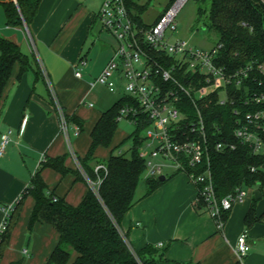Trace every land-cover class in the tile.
<instances>
[{"label":"crops","instance_id":"0c3cea01","mask_svg":"<svg viewBox=\"0 0 264 264\" xmlns=\"http://www.w3.org/2000/svg\"><path fill=\"white\" fill-rule=\"evenodd\" d=\"M104 1L42 0L28 29L25 24L8 26L7 16L6 24H0V35L34 56L46 73L40 74L35 65L19 78L20 65L15 64L3 93L0 142L5 133L10 141L0 156V230L12 211L8 207L15 205L43 157L64 158L65 173L46 167L42 176L49 190L71 205L80 204L92 187L79 159L86 156L102 114L125 96L122 86L115 91L91 86L117 45L100 18ZM59 108L68 119V135L61 130ZM130 134L118 127L111 146H98L95 157L108 159ZM122 150L121 146L118 152ZM165 176L150 194L148 184L143 190L138 187L137 201L122 221V230L134 249L153 246L155 264H264V219L250 227L245 224L252 201L233 214L231 209L224 228L219 229L197 200V186L185 173L173 171ZM262 195L260 191L258 217L264 213ZM34 206V198L26 197L0 264H46L56 248L59 233L53 226L38 221L29 229ZM243 232L248 234L251 249L239 259L236 245ZM76 255L73 251L68 264Z\"/></svg>","mask_w":264,"mask_h":264},{"label":"trees","instance_id":"16d2710c","mask_svg":"<svg viewBox=\"0 0 264 264\" xmlns=\"http://www.w3.org/2000/svg\"><path fill=\"white\" fill-rule=\"evenodd\" d=\"M197 1L199 18L208 13L204 25L220 36V63L233 69L247 66L252 61L264 63V0ZM41 2L18 0L15 3L13 0H3L0 4L6 9L8 26H22L25 22L30 26ZM126 4L133 19L140 25L146 24L142 18L146 5L139 0H126ZM15 64L20 65L19 78L35 65L40 74L43 72L34 56L24 53L15 41L0 35V105ZM239 95L240 92L236 91L233 104H220L216 98L206 104L199 103L207 132L212 138L210 161L216 192L219 197H224L240 186H258L264 198V153L255 154L250 146L233 135L237 119L235 110L245 109V104L238 99ZM127 101V96L122 97L102 114L92 131V143L86 156L79 159L86 179L94 184L97 191L91 187L80 204L71 205L65 198L50 191L42 176L46 167L65 173L64 158H47L41 162L6 218V229L0 235V262L24 200L32 196L35 206L29 229L32 230L36 222L43 221L59 233V242L46 264H68L73 251L77 255L72 264H155V248L149 245L142 250L134 249L121 227L125 215L137 201V189L146 172V161L140 154L143 126H137L126 140L112 150L108 159L95 157L98 146H111L119 127L120 108ZM189 102V111L194 115L197 108ZM220 140H228L236 146L234 149L217 150L214 145ZM127 141L132 142L130 155L119 153L118 150ZM98 164L105 165L106 170H96ZM162 182L160 176L147 178V194L152 193ZM257 203L258 198H254L245 216L248 227L264 219V213L257 216ZM229 213H224L225 221Z\"/></svg>","mask_w":264,"mask_h":264},{"label":"built area","instance_id":"2783aa9c","mask_svg":"<svg viewBox=\"0 0 264 264\" xmlns=\"http://www.w3.org/2000/svg\"><path fill=\"white\" fill-rule=\"evenodd\" d=\"M187 1L175 0L154 24L140 25L131 16L126 0H105L100 18L117 45L113 57L91 86L103 85L111 91L122 86L129 101L120 108L118 120L143 126L140 154L146 161L147 177L164 175L166 168L185 173L197 186V200L203 203L217 227L223 229L224 213L243 202L247 192L240 186L224 197L218 196L210 161L212 138L199 103L216 98L220 104H233L239 91L238 99L245 109L235 110L233 135L255 154L264 153V63L252 61L233 69L220 63L221 43L204 50L193 49L186 40L171 41L167 33L177 29L176 17ZM76 75L81 77V72ZM189 100L197 108L194 115L189 111ZM59 109L61 130L68 135V119ZM80 132L77 127L76 134ZM9 141L8 133L3 134L0 156L5 154ZM235 146L228 140L214 145L217 150ZM99 169L106 170V166L98 164L96 170ZM12 209L13 206L8 207V211ZM6 226L5 220L1 233ZM250 249L248 234L243 232L236 245L239 259Z\"/></svg>","mask_w":264,"mask_h":264},{"label":"rangeland","instance_id":"374dc122","mask_svg":"<svg viewBox=\"0 0 264 264\" xmlns=\"http://www.w3.org/2000/svg\"><path fill=\"white\" fill-rule=\"evenodd\" d=\"M139 1L141 4L146 5V8L142 13V18L143 21L149 25L154 24L158 20L159 16L172 4V0ZM198 9L199 3L197 0H188L180 9L176 17L177 29L174 32L169 31L167 33V37L170 38L171 41H175L177 39L186 40L193 49L210 50L218 45L220 36L216 31L204 25V23L208 20V13L204 14L202 18H199ZM5 13L4 6L0 4V24L3 25L6 24ZM119 128L130 134L136 127L129 121L123 119L119 122ZM142 134H144L143 131ZM131 146V141L125 142V144L122 145V153L130 155ZM143 153L147 154V151H143ZM173 171L175 170L166 168L164 170V175H170ZM145 177L146 172L141 179L139 189L143 190L147 186ZM244 190L247 192L244 203L242 204V202H240V204L234 205L231 214H233L237 207L245 206L248 203H251L254 198H260V189L258 186H245ZM259 204H262V201Z\"/></svg>","mask_w":264,"mask_h":264},{"label":"water","instance_id":"95a60500","mask_svg":"<svg viewBox=\"0 0 264 264\" xmlns=\"http://www.w3.org/2000/svg\"><path fill=\"white\" fill-rule=\"evenodd\" d=\"M1 1H3V0H0V2H1ZM13 1H14V0H13ZM17 1H18V0H17ZM25 26H26L27 29H28V25L26 24V22H25ZM165 179H166V176H165V175H161V176H160V180H161V181H164Z\"/></svg>","mask_w":264,"mask_h":264}]
</instances>
